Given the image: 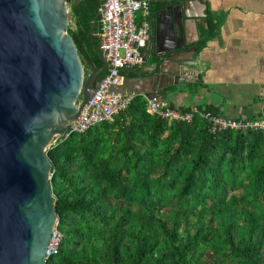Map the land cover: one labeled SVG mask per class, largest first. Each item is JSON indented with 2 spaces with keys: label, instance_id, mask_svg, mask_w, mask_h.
<instances>
[{
  "label": "trees",
  "instance_id": "1",
  "mask_svg": "<svg viewBox=\"0 0 264 264\" xmlns=\"http://www.w3.org/2000/svg\"><path fill=\"white\" fill-rule=\"evenodd\" d=\"M102 3L72 7L70 34L96 69ZM207 22L203 46L224 20L210 12ZM48 157L65 238L47 264H264V129L169 123L136 96L113 122L58 141Z\"/></svg>",
  "mask_w": 264,
  "mask_h": 264
},
{
  "label": "water",
  "instance_id": "2",
  "mask_svg": "<svg viewBox=\"0 0 264 264\" xmlns=\"http://www.w3.org/2000/svg\"><path fill=\"white\" fill-rule=\"evenodd\" d=\"M155 1L168 34L181 46L169 51L150 42L144 60L153 61L141 79L153 93L169 78L186 81L191 70H203L185 49L187 2ZM70 19L66 0H0V264L48 263L60 222L48 153L77 122L110 69L101 49L104 68L96 69L88 56L84 65ZM125 84L127 78L112 90Z\"/></svg>",
  "mask_w": 264,
  "mask_h": 264
},
{
  "label": "crops",
  "instance_id": "3",
  "mask_svg": "<svg viewBox=\"0 0 264 264\" xmlns=\"http://www.w3.org/2000/svg\"><path fill=\"white\" fill-rule=\"evenodd\" d=\"M188 21L185 29L186 50L191 51L203 70H191L192 77L169 78L166 87L153 93L152 86L142 80L149 64L123 73L121 91L137 96H157L164 108H213L217 114L238 120H254L264 113V0H184ZM156 13L154 40L166 50L177 45L167 32L166 18L159 16L158 2L151 0ZM223 19L214 39L206 40L209 13ZM199 54L195 55L196 48ZM149 48L145 56L149 57ZM122 85V86H123ZM140 94V95H139ZM255 121V120H254Z\"/></svg>",
  "mask_w": 264,
  "mask_h": 264
},
{
  "label": "built area",
  "instance_id": "4",
  "mask_svg": "<svg viewBox=\"0 0 264 264\" xmlns=\"http://www.w3.org/2000/svg\"><path fill=\"white\" fill-rule=\"evenodd\" d=\"M74 1L66 0L71 18L70 29L74 28L72 20ZM99 13L100 49L110 69L101 80L99 90L88 107L62 140H67L75 134H84L103 123L113 122L117 116L128 109L137 96L133 93L115 92L112 89L123 85L125 71L145 65V50L151 41V0H103ZM147 100L150 113L169 123L192 124L196 118L200 117L207 121L214 134L264 129V118L255 121L238 120L197 107L190 111L164 108L157 96L149 97ZM64 238L65 235L58 223L51 238L47 261L59 254Z\"/></svg>",
  "mask_w": 264,
  "mask_h": 264
},
{
  "label": "flooded vegetation",
  "instance_id": "5",
  "mask_svg": "<svg viewBox=\"0 0 264 264\" xmlns=\"http://www.w3.org/2000/svg\"><path fill=\"white\" fill-rule=\"evenodd\" d=\"M156 13L157 12L155 11L154 7H151V29H150L151 41L154 40V29H155V25H156L155 24V19L157 18L156 17ZM104 67H105V65L103 64L102 68H104ZM102 68H100V69H102ZM100 69H98V70H100ZM105 74H107V73H105Z\"/></svg>",
  "mask_w": 264,
  "mask_h": 264
}]
</instances>
